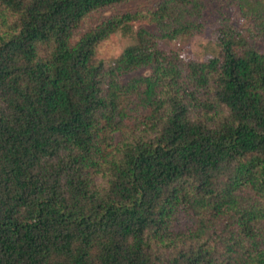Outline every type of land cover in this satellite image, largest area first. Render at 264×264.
I'll return each instance as SVG.
<instances>
[{
    "label": "trees",
    "instance_id": "trees-1",
    "mask_svg": "<svg viewBox=\"0 0 264 264\" xmlns=\"http://www.w3.org/2000/svg\"><path fill=\"white\" fill-rule=\"evenodd\" d=\"M125 1L0 0V264H264V0L205 60L202 0L81 29Z\"/></svg>",
    "mask_w": 264,
    "mask_h": 264
},
{
    "label": "rangeland",
    "instance_id": "rangeland-1",
    "mask_svg": "<svg viewBox=\"0 0 264 264\" xmlns=\"http://www.w3.org/2000/svg\"><path fill=\"white\" fill-rule=\"evenodd\" d=\"M160 0H128L118 4H113L90 13L83 21L81 29H87L111 15L136 10H146L153 8ZM203 32L195 35L190 40L181 44H174V47L180 49V54L184 59L205 60L209 55H213L217 49L218 33L217 27L222 19H228V22L236 27H243L246 20L240 17L237 7L233 0H202ZM132 32H122L117 30L107 39L101 41L96 47V56L105 61H110L118 56L122 49L133 42V32L139 28H144L149 32L158 35L159 30L154 22L133 21L131 24ZM261 50H264V43H257ZM147 69L141 68L124 74L120 77L121 82H125L133 75H143Z\"/></svg>",
    "mask_w": 264,
    "mask_h": 264
}]
</instances>
